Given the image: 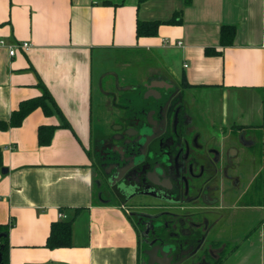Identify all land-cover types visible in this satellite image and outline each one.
<instances>
[{
  "label": "crops",
  "instance_id": "0c3cea01",
  "mask_svg": "<svg viewBox=\"0 0 264 264\" xmlns=\"http://www.w3.org/2000/svg\"><path fill=\"white\" fill-rule=\"evenodd\" d=\"M179 10L181 24L136 36L138 20L165 22ZM222 25L235 27L224 47ZM0 38L31 43L14 56L0 48V122L20 101L40 95L41 80L71 126L60 127L56 113L46 116L37 108L20 126L0 128V223L11 225L9 264H139L126 205L98 197L91 144L120 112L113 100L147 86L152 75L163 78L152 89L189 84L182 87L186 110L208 134L245 131L255 137L263 129L261 165L254 171L264 172V0H191L186 6L184 0H0ZM210 47L219 54H205ZM113 53L124 54L123 64L132 53L151 55L156 74L149 70L132 82L105 67L115 64ZM40 125H58L45 146L37 142ZM247 171L241 169L242 178ZM253 196L252 202L222 197L230 212L220 232L238 244L232 253L223 249L221 264H264V203L260 194ZM75 208L72 246L45 247L50 224L60 213L71 217ZM231 218L233 230L236 224L241 229L235 234Z\"/></svg>",
  "mask_w": 264,
  "mask_h": 264
},
{
  "label": "flooded vegetation",
  "instance_id": "af4514ba",
  "mask_svg": "<svg viewBox=\"0 0 264 264\" xmlns=\"http://www.w3.org/2000/svg\"><path fill=\"white\" fill-rule=\"evenodd\" d=\"M162 79L152 75L147 86L113 100L120 112L109 132H97L91 144L98 197L126 205L138 235L139 264H159L164 243L173 246L168 264L186 256L179 264H221L223 249L232 253L238 244L220 232L228 214L222 197L252 202L262 171L250 173L242 191L240 175L243 164L255 158V142L245 131L208 134L197 128L183 88L172 82L159 87ZM153 82L160 83L157 95L149 87ZM260 198L264 203V189ZM252 231L251 226L245 238Z\"/></svg>",
  "mask_w": 264,
  "mask_h": 264
},
{
  "label": "trees",
  "instance_id": "16d2710c",
  "mask_svg": "<svg viewBox=\"0 0 264 264\" xmlns=\"http://www.w3.org/2000/svg\"><path fill=\"white\" fill-rule=\"evenodd\" d=\"M191 0H184V5H189ZM182 22V10L174 12L173 16L165 22L153 21V22H136V36H155L158 33L159 26L162 24L179 25ZM235 35V27L233 25H222L220 28L219 42L221 46H228L232 43ZM220 51L214 48H206L205 54H219ZM37 86L40 88V95L25 99L19 102L16 109H14L8 121L0 122V128L6 129L9 127H18L23 122L24 118L33 110L40 108L46 116H50L56 113L61 118L60 127L71 128L69 121L64 116L60 107L56 103L54 97L50 93L46 85L39 80ZM189 84L186 81L182 82V87H188ZM58 128V125H40L37 129V142L39 146H45L51 143L54 131ZM257 135L260 138L262 144L263 129L258 130ZM262 155V154H261ZM2 163V151L0 148V164ZM264 189V172H261L257 177L255 183V192L261 194ZM80 208H75L74 213L69 218H60L53 221L50 224V230L45 241V247L49 249L71 247L73 244V221L78 214ZM8 223H0V264H9L8 259V232L10 228Z\"/></svg>",
  "mask_w": 264,
  "mask_h": 264
},
{
  "label": "rangeland",
  "instance_id": "374dc122",
  "mask_svg": "<svg viewBox=\"0 0 264 264\" xmlns=\"http://www.w3.org/2000/svg\"><path fill=\"white\" fill-rule=\"evenodd\" d=\"M111 55V53H109ZM112 55H114L115 57V64H104L105 67L108 66L110 67L111 69L113 70H116L118 72H122V73H126L128 76H130V79H132V82L135 80H133L134 78L137 80L139 79V76L140 75L141 77L140 78H143L145 75V73L150 70L152 71L151 67L154 65V58L151 56V55H146V56H143V55H139V53H132V54H129L128 56H130V60H128L127 64H123V59L121 58L122 53H113ZM97 66H98V63H97ZM153 73L156 74V72L152 71ZM115 110V109H114ZM116 111V110H115ZM247 135L250 136V138L253 139V141H255V145L254 147H256L255 149V158L252 160L249 159V163L247 162L245 165L243 164V169L245 168V171L248 170L247 172H245V175L243 176V178L241 177L242 179V188H244L246 186V182H247V179L251 176L250 173H253V171L255 169H257L259 167V165H261L260 163V158H261V149H260V138L259 136H255V137H251V134L250 132H247ZM248 164V166L246 167V165ZM250 165L253 166L252 169H249L250 168ZM252 171V172H250ZM241 176V175H240ZM261 199V198H260ZM114 202H116L117 200H113ZM227 212H230V210H226V213ZM256 216V215H255ZM252 219V216L251 218ZM231 219H229V225L231 227H234L235 225L232 223L231 224ZM234 225V226H232ZM247 226V225H246ZM248 227V226H247ZM239 227H237V224H236V227L234 228V230L232 228H230V231L233 232V234H235L237 231H240L241 229H238ZM230 231L228 233H230Z\"/></svg>",
  "mask_w": 264,
  "mask_h": 264
},
{
  "label": "built area",
  "instance_id": "2783aa9c",
  "mask_svg": "<svg viewBox=\"0 0 264 264\" xmlns=\"http://www.w3.org/2000/svg\"><path fill=\"white\" fill-rule=\"evenodd\" d=\"M177 44H181L180 41ZM31 47V43L27 41L20 42H9L5 39L0 38V48H6L9 56H14L17 50L28 51ZM59 216L61 218H65L63 213H60Z\"/></svg>",
  "mask_w": 264,
  "mask_h": 264
},
{
  "label": "water",
  "instance_id": "95a60500",
  "mask_svg": "<svg viewBox=\"0 0 264 264\" xmlns=\"http://www.w3.org/2000/svg\"><path fill=\"white\" fill-rule=\"evenodd\" d=\"M5 171V170H4ZM122 188V187H120ZM3 233H0V235H2ZM156 249H154L152 251L153 254L156 253ZM159 251V256H160V260H159V264H168L172 258V251H173V246L169 245V244H162L160 248H158ZM185 253V252H182ZM188 256L182 258L178 263L175 264H179L181 261H183L185 258H187ZM141 264H150V262H141Z\"/></svg>",
  "mask_w": 264,
  "mask_h": 264
}]
</instances>
